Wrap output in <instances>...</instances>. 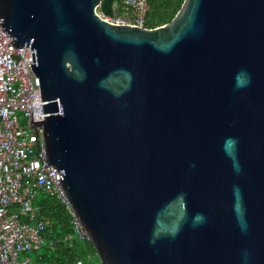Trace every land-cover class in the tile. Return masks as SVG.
Wrapping results in <instances>:
<instances>
[{
    "label": "water",
    "instance_id": "95a60500",
    "mask_svg": "<svg viewBox=\"0 0 264 264\" xmlns=\"http://www.w3.org/2000/svg\"><path fill=\"white\" fill-rule=\"evenodd\" d=\"M101 1L0 0L100 264H264V0H184L153 29Z\"/></svg>",
    "mask_w": 264,
    "mask_h": 264
},
{
    "label": "built area",
    "instance_id": "2783aa9c",
    "mask_svg": "<svg viewBox=\"0 0 264 264\" xmlns=\"http://www.w3.org/2000/svg\"><path fill=\"white\" fill-rule=\"evenodd\" d=\"M119 2L123 6L119 16L102 17L117 25L145 28L147 0ZM30 65L32 51L11 47L0 28V264H44L40 257L19 258L39 251L46 241L54 243L35 202L42 194L57 199L69 214L71 233L62 241L90 242L54 175L56 169L47 164L42 128L30 126V112L32 122L43 121L38 77Z\"/></svg>",
    "mask_w": 264,
    "mask_h": 264
},
{
    "label": "trees",
    "instance_id": "16d2710c",
    "mask_svg": "<svg viewBox=\"0 0 264 264\" xmlns=\"http://www.w3.org/2000/svg\"><path fill=\"white\" fill-rule=\"evenodd\" d=\"M184 0H147L145 28L153 29L169 23L180 9ZM123 11L119 0H102L97 12L105 17H116ZM42 197L39 202L40 216L50 227L53 245L46 254L39 256L44 264H74L79 260L87 264L91 256L96 255L90 242L73 241L66 244L62 241L71 233L69 214L64 206L54 197ZM50 197V198H49ZM48 227V228H49Z\"/></svg>",
    "mask_w": 264,
    "mask_h": 264
},
{
    "label": "rangeland",
    "instance_id": "374dc122",
    "mask_svg": "<svg viewBox=\"0 0 264 264\" xmlns=\"http://www.w3.org/2000/svg\"><path fill=\"white\" fill-rule=\"evenodd\" d=\"M48 197L46 195H40L38 199H35V202L39 203L40 199H42V197ZM50 198V197H49ZM51 245L49 244L48 241H46L45 245L41 247V249L35 253H29V254H25V255H20L19 258L20 260L25 259L26 257H29L31 259V261H35L37 259V257L46 254L47 251H49L48 249H50ZM50 252V251H49ZM87 264H100L99 259L97 257V255L91 256L90 260L88 261Z\"/></svg>",
    "mask_w": 264,
    "mask_h": 264
}]
</instances>
